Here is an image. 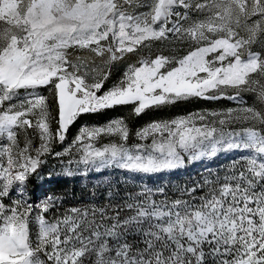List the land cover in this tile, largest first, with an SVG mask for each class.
Wrapping results in <instances>:
<instances>
[{
    "label": "snow or ice",
    "instance_id": "snow-or-ice-1",
    "mask_svg": "<svg viewBox=\"0 0 264 264\" xmlns=\"http://www.w3.org/2000/svg\"><path fill=\"white\" fill-rule=\"evenodd\" d=\"M222 99L237 109L117 117L53 151L84 115ZM231 151L247 154L174 193L117 179L106 202L63 211L23 193L48 155L69 157L68 177L140 180ZM0 264H264V0H0Z\"/></svg>",
    "mask_w": 264,
    "mask_h": 264
},
{
    "label": "rangeland",
    "instance_id": "rangeland-1",
    "mask_svg": "<svg viewBox=\"0 0 264 264\" xmlns=\"http://www.w3.org/2000/svg\"><path fill=\"white\" fill-rule=\"evenodd\" d=\"M163 50L165 54L168 53V46L160 45L159 47H153V53ZM136 59L135 55H129L123 63L125 66L127 62L134 61ZM120 71H116L109 84L116 81L120 77ZM41 94L49 96L51 110L55 114V105L52 103V97L48 89H40ZM247 104H251L252 100L245 97ZM208 102L209 105L203 106L201 109L196 107V102ZM237 101H230L227 99H222L219 101H206V100H192L187 103H181L175 106H167L161 109H152L147 111L145 114L138 118L131 117L130 106L124 108H118L116 110H109L111 112L109 116L110 119L117 117L130 118V127L135 129L147 122L153 120L161 119H171L179 115L187 114L190 112L204 111V112H225L229 109L236 110L238 107ZM185 105H190L192 109L186 113H182ZM198 108V109H197ZM103 114V113H101ZM100 114L91 115L90 117H80V119L70 128L67 139L63 144H55L53 147L54 152H62L65 148H68L73 138L78 134L82 126H95L103 125L106 121H101ZM85 116V115H84ZM247 126L245 121H237L231 127L239 130L241 127ZM53 128H55V122L53 121ZM108 137H103L101 142H107ZM38 143V141H34ZM247 153L241 151H231L219 154L215 158H205L202 161H198L189 164L186 168L181 170H176L173 172H165L162 174L154 175L151 177L144 176L140 180L131 179V174L126 177L120 172H114L112 170H105L100 173L80 169L77 170L73 168V176L68 177L65 175V169L67 167V160L69 157L67 155L62 157H56L54 155H48L45 157L46 163H44L39 169L38 173L30 177L26 185L23 186L24 197L27 198L34 205L41 203L48 197L58 198L61 201L60 208L58 211H63L65 208L71 206H79L85 204L89 201L100 203L106 202L107 193L105 189L108 188L109 184L115 186L117 179L119 184L122 186L120 191L124 189L135 190L136 185L140 183L149 184L150 186H165L170 189L173 193L179 188L184 186H191L193 182H201L203 179H212L217 173L223 175L227 169H229L234 161H238L240 157L246 155ZM71 158L75 159V155ZM239 166V164L237 165ZM31 188H28L31 185ZM18 188L20 186H17ZM36 187V188H34ZM103 197V199H102ZM20 192L17 191L12 199H20ZM33 233H35V226L33 225Z\"/></svg>",
    "mask_w": 264,
    "mask_h": 264
},
{
    "label": "trees",
    "instance_id": "trees-1",
    "mask_svg": "<svg viewBox=\"0 0 264 264\" xmlns=\"http://www.w3.org/2000/svg\"><path fill=\"white\" fill-rule=\"evenodd\" d=\"M123 68H124V65H123V63H121V64H119V65H117L116 66V68H114V70H113V74L116 72V71H122L123 70ZM210 103H208V102H202V101H197L196 102V107H198L199 109H201L203 106H205V105H209ZM197 108V109H198ZM190 109H192L191 107H190V105L188 106V105H185V107H184V110H183V112L182 113H186V112H188V111H190ZM109 114H111V112H105V113H103V114H100V116L99 115H97L98 117H100V120L103 122V121H106V120H108V119H110L111 118V116H109ZM90 117L89 115H85V116H82V117ZM90 118H92V117H90ZM31 186H32V184L31 185H29L28 186V188H31ZM34 188H36V187H34Z\"/></svg>",
    "mask_w": 264,
    "mask_h": 264
}]
</instances>
